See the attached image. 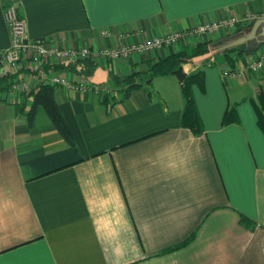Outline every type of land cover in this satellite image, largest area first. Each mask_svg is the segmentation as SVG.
I'll return each mask as SVG.
<instances>
[{
  "label": "crops",
  "instance_id": "obj_1",
  "mask_svg": "<svg viewBox=\"0 0 264 264\" xmlns=\"http://www.w3.org/2000/svg\"><path fill=\"white\" fill-rule=\"evenodd\" d=\"M4 1L0 52L10 39ZM12 1L29 38L93 50L264 13V0ZM246 29L90 59L88 77L56 67L81 59L35 71L22 61L1 67L28 88L0 92V264H264V131L254 106L264 108V67L241 71L264 42L236 57L233 77L221 75L230 65L219 49ZM201 41L208 51L182 63L185 73L202 71V84H192L195 132L181 124L177 77L156 74L147 83L143 71ZM134 72L139 84L125 95L121 79ZM52 73L88 83L53 85L74 144L43 110L28 119L32 92ZM228 107L235 118L224 123Z\"/></svg>",
  "mask_w": 264,
  "mask_h": 264
},
{
  "label": "built area",
  "instance_id": "obj_2",
  "mask_svg": "<svg viewBox=\"0 0 264 264\" xmlns=\"http://www.w3.org/2000/svg\"><path fill=\"white\" fill-rule=\"evenodd\" d=\"M17 3L8 0L3 2V16L9 29V44L0 52V69L5 67L17 68L19 62H23L26 69L35 71L40 64L45 62L66 63L76 59L89 58L97 61L99 57L119 58L130 55L132 52H147L154 48L165 45H178L184 41H198L205 34L213 33L219 29H226L227 32L235 30L237 25L247 22H254L258 18L264 17V13L249 12L241 18L234 15L225 18L208 20L196 24L187 29L171 30L165 33L145 36L134 43H120L110 48L91 49L87 46L80 48H61L53 43L47 42L43 37L29 38L27 35L26 21L18 14ZM104 34L106 30L102 31ZM264 67V52L259 53L255 58L249 60L241 71L257 72ZM238 70L230 66L221 68V75L235 76ZM52 85H64L69 89H79L86 87L88 83L84 81L72 82L64 74L52 73L44 79ZM28 88L23 79H17L11 84L10 89L23 91Z\"/></svg>",
  "mask_w": 264,
  "mask_h": 264
},
{
  "label": "trees",
  "instance_id": "obj_3",
  "mask_svg": "<svg viewBox=\"0 0 264 264\" xmlns=\"http://www.w3.org/2000/svg\"><path fill=\"white\" fill-rule=\"evenodd\" d=\"M253 22L244 25L247 29L252 26ZM261 43L250 40L247 46L244 44L231 46L223 49L221 54H223L226 62L232 68H234V63L237 56L244 54L248 48H257ZM209 49V45L206 41L198 42L191 48L181 49L172 53L164 58L159 59L151 65L149 69L143 71V73L148 74L146 80L147 83L150 82L153 75L160 74H174L181 86V92L183 95V108L181 113V124L191 128L193 131L198 132L200 130V120L197 113L195 101L192 93V84L198 83L202 84V71H196L193 73H185L182 69V63L186 62L194 57L204 55ZM251 50V49H250ZM231 52H235V56L231 55ZM56 67L60 69H67L76 73L83 74L85 76H90L95 68L94 63L89 58L81 59L74 63H68L63 65H57ZM140 72H134L127 76H124L121 81L126 83L124 94L126 95L129 89L137 86L138 76ZM14 81V74L4 73L0 75V92H7L9 87ZM258 124L264 131V108L254 104ZM38 109L43 110L47 115L49 120L53 123L55 128L61 133L63 138L70 144L73 143L71 132L59 110V107L54 98V86L52 84L43 83L38 86V88L32 92V104L28 111V119L30 123ZM234 107H228L223 116V122L227 123L234 120Z\"/></svg>",
  "mask_w": 264,
  "mask_h": 264
},
{
  "label": "water",
  "instance_id": "obj_4",
  "mask_svg": "<svg viewBox=\"0 0 264 264\" xmlns=\"http://www.w3.org/2000/svg\"><path fill=\"white\" fill-rule=\"evenodd\" d=\"M250 40H255L257 42H264V17L256 19L252 26L246 31H243L236 38L224 43L219 49L236 46L239 44L247 45Z\"/></svg>",
  "mask_w": 264,
  "mask_h": 264
}]
</instances>
